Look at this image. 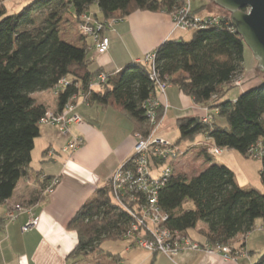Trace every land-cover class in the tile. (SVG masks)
Segmentation results:
<instances>
[{"label":"trees","instance_id":"obj_1","mask_svg":"<svg viewBox=\"0 0 264 264\" xmlns=\"http://www.w3.org/2000/svg\"><path fill=\"white\" fill-rule=\"evenodd\" d=\"M94 4L100 10L101 22L106 23L122 21L140 11L172 16L187 1L33 0L20 12L8 14L0 0V205L13 197L20 180L34 177L31 154L46 110L35 102L33 94L57 92L60 111L73 96L89 93L88 104L115 109L130 120L133 134L144 139L162 121L165 107L159 103L155 107V123L148 119V101L155 102L158 95L157 85L150 80V64L131 63L118 73L108 74L100 68L92 71L93 63L85 60V51L61 40L59 26L64 16L73 10L77 20ZM231 28L234 26L224 17L219 25L193 30L190 41H164L154 51L155 73L158 81L176 86L196 105L209 107L208 123L202 117L178 119L179 136L172 142L175 147L183 143L190 146L202 135L220 150L237 151L247 159L252 157L251 150L264 147V83L244 91L233 101L223 100L233 88V81L244 72L246 48ZM102 73L106 82L98 90L90 89V83ZM64 80L67 84L59 85ZM199 151L208 167L190 179L176 176L173 169V177L158 192V207L168 219L165 227L192 240L196 238L191 233L196 231L210 246L244 239L256 228V221L264 222V193L240 186L226 165L214 161V156L203 148ZM259 158L260 182L264 186V153ZM52 180L38 179L41 192L28 203L45 198L47 194L42 193H46ZM3 222L6 223L5 217L0 218V225ZM130 224V217L112 203L108 188L103 186L68 223V230L77 235L76 247L68 260L95 257L109 261L107 264H119L118 256L104 252L101 245L106 240L124 241L122 236ZM235 251L245 252L244 244ZM257 264H264V257Z\"/></svg>","mask_w":264,"mask_h":264},{"label":"crops","instance_id":"obj_2","mask_svg":"<svg viewBox=\"0 0 264 264\" xmlns=\"http://www.w3.org/2000/svg\"><path fill=\"white\" fill-rule=\"evenodd\" d=\"M23 2L27 0H21L19 8L25 5ZM209 6H205L206 11ZM190 9L194 13L198 10L191 5ZM85 14L92 21H102L96 4L91 5ZM196 15L199 16L200 12ZM61 22V40L84 50L85 60L93 63L90 67L92 71L100 68L108 74L118 73L131 63L142 62L164 41L185 39V33L174 27L170 14L140 11L106 30L104 37L108 38L109 48L106 55L100 56L95 53L91 38H83L79 34V23L73 10L70 14L67 13ZM242 77L241 80L245 84L247 81L244 79V73ZM32 97L46 111H59L54 92L35 93ZM155 100L165 107L162 121L156 128V135L159 134L163 139L166 138L165 129L170 126L168 124H171V129L176 128L178 119L202 117L209 113L208 106L196 105L192 98L183 95L174 85H169L164 94L157 95ZM74 113L82 123L69 125L66 136L59 134L56 126H41L40 136L35 139L31 154L30 169L34 177L20 180L13 197L0 205L1 219L16 204L26 209L25 212L19 213L13 222H3L0 225V264H72L73 261L68 260V256L76 247L77 235L67 228L70 219L82 205L90 201L97 190L107 184L113 173L133 156L135 139L132 124L124 115L111 107L102 109L94 104H86L80 98L76 102ZM219 123L223 125V121L219 120ZM178 136L177 133L176 139ZM78 137L83 140L82 146L71 155L64 153L63 149L67 143ZM204 141L205 136L201 135L190 146L185 143L180 146L184 152L187 148L190 149L189 152L195 151L192 158L195 164H200L199 170L208 167L197 147ZM225 154L218 156L221 157L219 164L230 169L227 156L231 153ZM178 167L179 165L174 171ZM174 174L181 175L177 171ZM41 178L59 180L52 193L35 204H29L28 202L41 192L37 183ZM44 194L46 195L43 192L42 196ZM32 216L38 219L36 227L23 233L22 228ZM125 244L119 246L116 253L109 252L118 256L119 264H244L238 259L226 262L220 255L203 252H184L176 257L177 262L175 259L171 262L162 253L149 254L141 248H130L128 241ZM232 249L237 250L233 246Z\"/></svg>","mask_w":264,"mask_h":264},{"label":"built area","instance_id":"obj_3","mask_svg":"<svg viewBox=\"0 0 264 264\" xmlns=\"http://www.w3.org/2000/svg\"><path fill=\"white\" fill-rule=\"evenodd\" d=\"M174 27L181 32L193 31L197 29H205L208 25H219L223 18H228L225 15L208 16L201 18L191 14L190 5L186 6L172 15ZM79 21L78 32L82 37H90L94 43L95 53L102 56L106 55L109 42L103 33L104 29L110 28L120 20H111L106 23L101 21H92L85 13L77 19ZM235 30V28H231ZM155 54L147 55L144 62L151 65V82L157 85V93L163 95L165 89L169 86L167 83L158 81V76L155 73ZM107 77L104 73L99 74L97 80L91 82L90 89L98 88L104 84ZM67 83L60 82L63 86ZM243 81L238 78L233 81L232 87H241ZM55 96L57 92H54ZM89 93L85 95L73 96L69 102L65 104L62 110L58 112L46 111L39 124L56 126L59 134L66 136L69 125L81 124V119L74 113L76 102L80 98L84 103H88ZM150 107L148 111V119L152 124L155 123L154 112L158 106L157 101H148ZM202 120L208 123L211 117L202 116ZM157 128V126H156ZM155 131L148 137L142 138L138 133L134 134L135 145L133 148V156L117 169L112 178L105 185L109 190V197L112 203L116 204L123 210L131 219V224L126 228L122 239L128 241L131 247L141 248L147 253L163 254L171 262L184 252H203L209 255H220L224 261H235L237 257L243 255L242 251L238 252L232 249V245L210 246L206 240H192L185 234L177 231H169L165 227L167 215L158 207V192L166 183L173 177V169L180 161L184 151L181 147L177 148L156 135ZM83 144L81 138H76L67 143L63 149L64 153L73 154ZM199 148L206 150L210 156L218 157L222 154V150L210 144L207 141L197 145ZM264 147L251 150L250 155L253 158H258L263 155ZM51 153H47V155ZM59 179L51 181L46 189V194L52 193V189L57 185ZM22 206L16 204L5 214L6 222H13L19 213L25 212ZM37 218H32L22 228V232L28 231L30 228L36 227ZM260 230L264 231V222L260 226ZM247 236H244V239Z\"/></svg>","mask_w":264,"mask_h":264},{"label":"rangeland","instance_id":"obj_4","mask_svg":"<svg viewBox=\"0 0 264 264\" xmlns=\"http://www.w3.org/2000/svg\"><path fill=\"white\" fill-rule=\"evenodd\" d=\"M4 2V6L6 7L7 13H18L22 10L23 7L27 6L30 2H33V0H27V2H23L25 5L23 7H20L18 5L21 0H2ZM20 1V2H19ZM188 4L191 5L194 9L198 8L200 11V15L202 18H205L207 16H218V14L221 15H227L226 12H224L219 7H216L215 4H213L212 0H186ZM210 5L209 8H207V11L205 9H202L203 6ZM15 8V9H14ZM229 17V15H228ZM62 24V22H61ZM63 25V24H62ZM64 27V26H63ZM62 28L59 26V29ZM62 30V29H61ZM193 35L192 31L185 32V41H190L191 36ZM246 50L244 52V63H243V70H244V79L247 81L245 84H243L242 87H233L231 90H229L228 94L224 97L223 100H230L233 101L238 96H240L244 91L254 89L255 87L259 86L260 84L264 83V72H262L260 69H258V63L255 58H253L252 53L246 47ZM240 79L243 80V77H240ZM160 95L159 93H157ZM217 122L219 123V119H217ZM170 126H167L165 130L166 131V138L165 141H169L170 143L176 141L177 136V129L174 127L171 129V124H168ZM164 131V130H162ZM159 136V134H157ZM160 137V136H159ZM195 151L191 152H185V154L182 155L180 158V161H178L179 167L175 169L178 172H180L181 176H184L187 179L192 178L193 176H196L201 172L202 170H199L201 168L200 164L193 162L192 154ZM225 153H231L229 154L228 161L229 167L232 172L235 174L236 182L239 183L242 186H249L256 188L258 191H261L264 193V186L262 185V182H260V168H261V159L248 157L247 159L242 157L237 151H229L224 150L222 151V154ZM187 154V155H186ZM226 155V154H225ZM217 163H220L221 157H215L214 158ZM176 165V166H177ZM175 166V167H176ZM175 171V173H176ZM179 176V175H178ZM262 224V221L258 220L255 223V229L250 232V234L245 237V239H242V237H239L234 242L231 243V245L239 249V247L244 244V254L237 257L238 261H242L244 264H257L262 257H264V231L260 230V226ZM192 236H196V241H203L197 233L192 232ZM127 241H108L106 240L102 245L101 249L105 252L110 253H116V250H119V246L126 245ZM175 261L177 262V258H175ZM109 261H104L103 258H90V257H83L78 258L73 261L72 264H107Z\"/></svg>","mask_w":264,"mask_h":264},{"label":"water","instance_id":"obj_5","mask_svg":"<svg viewBox=\"0 0 264 264\" xmlns=\"http://www.w3.org/2000/svg\"><path fill=\"white\" fill-rule=\"evenodd\" d=\"M229 15L236 34L264 72V0H212Z\"/></svg>","mask_w":264,"mask_h":264}]
</instances>
